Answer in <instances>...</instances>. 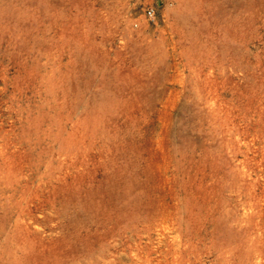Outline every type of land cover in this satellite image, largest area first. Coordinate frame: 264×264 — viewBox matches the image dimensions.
Here are the masks:
<instances>
[{
    "label": "rangeland",
    "instance_id": "obj_1",
    "mask_svg": "<svg viewBox=\"0 0 264 264\" xmlns=\"http://www.w3.org/2000/svg\"><path fill=\"white\" fill-rule=\"evenodd\" d=\"M0 264H264V0H0Z\"/></svg>",
    "mask_w": 264,
    "mask_h": 264
},
{
    "label": "built area",
    "instance_id": "obj_2",
    "mask_svg": "<svg viewBox=\"0 0 264 264\" xmlns=\"http://www.w3.org/2000/svg\"><path fill=\"white\" fill-rule=\"evenodd\" d=\"M145 17L152 21L155 18V9L153 7H148L145 10Z\"/></svg>",
    "mask_w": 264,
    "mask_h": 264
}]
</instances>
